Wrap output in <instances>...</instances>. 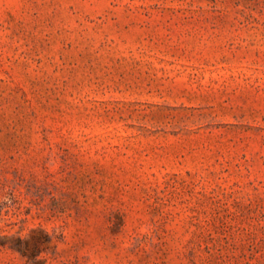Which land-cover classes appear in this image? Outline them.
Segmentation results:
<instances>
[{
  "label": "rangeland",
  "instance_id": "rangeland-1",
  "mask_svg": "<svg viewBox=\"0 0 264 264\" xmlns=\"http://www.w3.org/2000/svg\"><path fill=\"white\" fill-rule=\"evenodd\" d=\"M0 264H264V0H0Z\"/></svg>",
  "mask_w": 264,
  "mask_h": 264
}]
</instances>
